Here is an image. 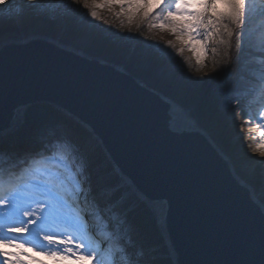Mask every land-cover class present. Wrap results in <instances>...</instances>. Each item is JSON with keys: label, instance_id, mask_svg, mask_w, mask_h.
I'll return each instance as SVG.
<instances>
[{"label": "water", "instance_id": "obj_1", "mask_svg": "<svg viewBox=\"0 0 264 264\" xmlns=\"http://www.w3.org/2000/svg\"><path fill=\"white\" fill-rule=\"evenodd\" d=\"M38 104L81 122L142 201L165 202L172 264H255L264 213L203 132L171 127L161 92L43 36L3 42L0 126L8 130L19 112L29 123L26 113Z\"/></svg>", "mask_w": 264, "mask_h": 264}, {"label": "rangeland", "instance_id": "obj_2", "mask_svg": "<svg viewBox=\"0 0 264 264\" xmlns=\"http://www.w3.org/2000/svg\"><path fill=\"white\" fill-rule=\"evenodd\" d=\"M111 1L112 2H110V4L106 7L95 9L91 7L89 9H83L81 3L74 6L75 8L80 9V11H74L68 18H60L53 21L48 18V15L54 13L55 10L61 6L67 5L69 0H34L35 4L39 5V8H29L27 0H11L8 3L6 0H3L2 3L6 4L1 6L2 3H0V37L5 38L0 40V44L9 40L23 41L24 39L32 37L45 36L50 37L62 44L71 45L73 49L83 54L110 62L106 60L104 56H102L98 51V47L105 49L107 46H104L101 41L98 45H94V33H96L97 36L101 35L103 39L108 38V36L110 38L112 36L122 38L124 41V46L119 50H112L113 54L118 58H123L121 63H114L115 65L121 67L123 70L136 76L143 83L150 86L144 77L147 76L148 79H151V77L148 76L147 71H149L150 65L153 62L151 55L156 52V58L165 61V65L157 71V75L163 79V81L170 82L171 85H173V87L177 88L178 90H180L181 87L188 82L192 85H195L196 87H202L203 95L211 93L217 83L219 84L223 82L226 75H228L227 73L230 67V59H232L235 55L237 56V53L241 48L250 49L254 52H264V29H260L255 33L254 36H250L249 32L245 28L244 30L246 32V39L243 46H241L240 34L243 25H232L227 20H225L224 23L227 25L228 30L233 32L231 37H229L224 28L221 27L218 34H214L209 39H204V30L201 29V39L192 40L189 42L188 37L185 36L179 39L177 42L171 41L175 44V47L173 48L169 46V41H166L161 36L163 31H166V29L161 30L159 28L149 27L150 24L157 23L159 18L163 17L164 13L161 16L157 15L153 18L152 16H149L148 19L143 21V23H145L144 29L140 32H138L137 29V27L141 25L140 17L143 16L145 11L152 13L153 15L158 11V9H160L156 7L160 0ZM87 2L89 5L102 4L99 2L90 3V0H87ZM121 2L131 3L133 4V7L122 12L121 8L119 7ZM200 2L201 0H195L194 3H191V8L189 10H202L198 7ZM251 8L252 1L248 2V9ZM137 9H139V11H137ZM92 10L97 12V19L92 20L89 15L88 20L91 21V24L83 23L84 13H90ZM129 12L136 13L131 24L128 21ZM71 18L72 23L69 25L68 20ZM174 19L185 24L191 20V18L187 16H175ZM6 36L13 37L6 38ZM137 41L140 42L139 46L141 47V50H138V52L134 51V57L128 59V55L126 54L127 48L129 45L132 47V45H134ZM154 45H158L159 48H154ZM180 49H183V51L180 52ZM151 50L152 52L149 54ZM89 51H93V53H89ZM172 58H174V60ZM263 68L264 60L261 57L255 56L245 60L241 68V75L257 82L258 89H256L250 97L247 96V98H245L244 92H236L234 93V97L238 96V98H233L230 96V94H227L222 101L221 109L223 111L227 110L231 118L229 134L233 135L231 130L234 126V117L237 115H243L247 104L249 105L253 103V106L249 108L250 111L248 114L251 119H248V117L246 118L247 125L245 127L249 130L250 128H255L257 124L264 125V118H261V113L264 110V94L257 95L259 90V79L264 75L262 72ZM172 89L173 88H171V90ZM187 110L189 111L190 118L195 119L191 109ZM64 117L67 118L66 122L61 124V127L58 129L55 128L53 131H48L37 125L32 126L31 129L33 130V133H36V135H33L32 141L30 143L33 142L32 144H34V141L36 140L34 137L37 136V132L42 131L47 135H56L58 132H64L65 129L71 132L73 137L77 140L87 141L91 145L88 153V165L89 163H94L96 159H98V165H93L91 169H103L107 175L112 177L109 183L102 188L106 195H109L114 190V188L108 187L111 185H119L120 183H123L122 181L124 179L115 176L114 166L108 163L107 155L103 149L98 147L89 130L88 133L84 135L74 132L70 127H67V123L74 124L77 122V120L70 117L68 114H65ZM22 122H24V120ZM22 122H17L19 126H16L18 127L16 133L24 132L26 129L30 128L27 122ZM79 124H81V122ZM216 124L217 123L210 124V126H208L207 129L204 128V130L217 142V136L219 133H222L223 130H221V124ZM249 132H251V135L248 136L249 140L251 141V146L258 149L259 151L264 150V141L260 139L261 133L255 131ZM232 135L229 136H231L230 140L233 148H235L236 142L234 140V135ZM9 136H4L2 139H0V142H3L4 139ZM22 143L25 145L27 144L26 141ZM14 145V143L9 144L8 148L12 146L14 147ZM57 154H59V151H57ZM233 160L236 170L244 179L247 181L254 179L255 171L252 161H248L244 158H233ZM259 167H264L262 162H259ZM262 172L263 171L260 173L261 176ZM121 192L120 198L114 203L116 204L117 209L119 208V211L124 214L125 211L132 209L134 206V201H136L137 197L139 198V196L127 186L126 189H122ZM21 195L27 194L21 190ZM147 206L149 209L147 213L149 220L155 222L156 231L162 235V232L157 224V216L155 212L152 210L149 204H147ZM41 207H43V205H41ZM52 214L56 215V212H53ZM32 227L35 228L36 226L33 225ZM46 231H53L60 234L64 231H70V229H65L63 225L58 224L46 229ZM9 235H18L20 237L26 238V240L20 239V242L24 245L23 248L17 249L13 247L10 253L21 252L23 254L26 252V256L21 255V259L27 260L29 257L32 258L30 264H37V262H42V264H68L67 261L54 259L47 253H37L34 250V247L33 249L31 248V245H33L34 242V237L27 232ZM54 239L58 238L54 237ZM133 239L136 241L137 245H139V251H142L143 253L151 251V254L148 256L144 254L148 258L149 264H165L163 260L164 258H168L169 262L171 263L172 260L169 257V253H162L159 245H153L150 248L146 247V245H148V236L142 232L141 229L135 228L133 230ZM44 243H46V241ZM101 248L106 249L107 244L101 245ZM0 251L2 250L0 249ZM160 254L164 257L163 259L160 257ZM117 260L120 261V264H123L121 259H118L117 255L113 256L111 263L105 258V264H116ZM85 264H94V262L86 261Z\"/></svg>", "mask_w": 264, "mask_h": 264}, {"label": "snow or ice", "instance_id": "obj_3", "mask_svg": "<svg viewBox=\"0 0 264 264\" xmlns=\"http://www.w3.org/2000/svg\"><path fill=\"white\" fill-rule=\"evenodd\" d=\"M2 2L3 0H0V3ZM27 3L29 8H39L34 0H27ZM81 3L83 9L104 7L103 4L89 5L87 0H69L67 5L56 9L48 18L53 21L68 18L74 11H80L74 6ZM119 7L123 12L131 9L133 4L121 2ZM156 7L160 8L164 15L149 27L166 29L177 39L185 36L189 42L201 39V29L205 34L203 38L209 39L218 34L221 27L231 37L233 32L228 30L224 23L227 20L232 25H243L240 34L241 46L245 43L248 0H201L198 4L202 9L200 11H190L191 3L188 0H160ZM89 15L92 20L97 19V12L92 10L90 13H84L83 23L91 24ZM135 15V12L128 13L130 24ZM150 15L151 13L145 11L140 17V23ZM175 16H187L191 20L185 24L176 21ZM168 43L169 46L175 47L173 42ZM153 47L159 48L158 45ZM179 51L182 52L183 49ZM261 118H264V113ZM17 122L14 121L8 130ZM8 130L0 126V139ZM249 131L261 133L260 139L264 141V125L257 124ZM88 153L87 141L77 140L69 131L62 132L52 140H43L39 147H0V212L4 213L0 216V245L17 249L24 247L16 241L26 238L2 234L3 228L6 227L8 233L27 232L33 235L34 248H39L42 253H47L54 259L67 261L68 264H85L86 261L105 264V258L115 255L126 257L127 264H149L148 258L139 251V245L133 239V226L127 216L117 209L115 203L102 202L97 198L88 173ZM259 154L264 157V150ZM23 169L26 171L23 176H19ZM21 190L27 195H21ZM85 207L94 211H85ZM34 212L38 214L28 219ZM53 212H56V215H53ZM96 217H99L104 225L103 229L96 230L103 236L99 243L92 238L96 231L93 230L91 222ZM58 224L70 231H64L59 234L61 238L54 239L57 233L46 229ZM33 225L36 227L33 228ZM40 233H43L42 237ZM41 239L46 243H41ZM103 244H107L106 249L101 248ZM21 255L26 256V252L22 254L0 251V264H30L32 258L22 260ZM116 264H120V261L117 260ZM255 264H264V248L261 249Z\"/></svg>", "mask_w": 264, "mask_h": 264}, {"label": "trees", "instance_id": "obj_4", "mask_svg": "<svg viewBox=\"0 0 264 264\" xmlns=\"http://www.w3.org/2000/svg\"><path fill=\"white\" fill-rule=\"evenodd\" d=\"M194 1L195 0H188L189 3H194ZM162 14L163 12L158 9L155 14L152 15L151 13L150 16L153 18L157 15L161 16ZM71 23L72 18L68 20V24L70 25ZM140 24L141 25L137 27L138 32L142 31L145 27V23ZM13 36H6V38ZM4 38L5 37H0V40ZM100 41L104 44V46L107 47L105 49L98 47L99 53L104 56L106 60L112 63H121L123 58H118L113 54L112 50H119L122 48L124 46L123 39L113 36L111 38L108 36V38L103 39L101 35L97 36V34L94 33V45H98ZM139 43L140 42L137 41L134 45H132V47L131 45L128 46L126 52L128 59L134 57V51L138 52V50H141ZM151 52L152 50L149 52V54ZM89 53H93V51H89ZM155 53L151 55L153 62L150 65L149 71H147L148 76H150L151 79H148L147 76L144 77L148 81L149 85L173 99L183 107L191 109L196 121L203 129H207L208 126L213 123L221 124V130L223 131L217 136V143L224 150L228 148L231 144V136H229L231 118L227 110L223 111L221 109V103L227 94H230V96L233 98H238V96L234 97V93L244 92L246 94H250L254 89H256L258 83L248 77H243L241 75V68L244 64V61L249 58L257 56L263 58L264 60V52H254L250 49L241 48L238 51L237 56L235 55L232 59H230V67L227 73L228 75H226L223 82L219 84L217 83L214 90L207 95H203L202 87H196L195 85H192L188 82L184 84L180 90H178L177 88L173 87L170 82L163 81V79L157 75V71L165 65V61L156 58ZM171 88L173 89L171 90ZM64 116V113L56 112L52 107L43 106L40 104L34 105L30 107L26 113L30 127L28 128V131L30 132L27 131L25 135H22L23 133L20 132L6 137L3 142H0V147L7 149L10 143L17 144L25 141L30 143L32 141L33 135L36 134H31L33 131L31 129L32 126L37 125L48 131H53L55 128L57 129L61 127V124L66 122L67 118ZM67 125L75 132L82 135L88 133V130L77 122L74 124L67 123ZM148 211L149 209L146 203L137 197L136 201H134V206L132 209L125 211L124 214L127 216L128 221L133 226V230L135 228H139L148 236V245H159L162 253L165 254L167 253V248L164 239L162 235L156 231L155 222L149 220L147 214ZM163 260L165 264H172L169 262L168 258H164Z\"/></svg>", "mask_w": 264, "mask_h": 264}, {"label": "bare ground", "instance_id": "obj_5", "mask_svg": "<svg viewBox=\"0 0 264 264\" xmlns=\"http://www.w3.org/2000/svg\"><path fill=\"white\" fill-rule=\"evenodd\" d=\"M10 1L11 0H6L7 3ZM250 1H252V8L248 9V11H247L246 30L249 32L250 36H254L258 30L264 29V0H248V2H250ZM94 2L102 3L104 5V7H106L112 1L111 0H90V3H94ZM118 2H120V1H118ZM5 4L6 3H2L1 6H4ZM161 36L166 41H176V42L179 41V39H177L176 36L172 35L168 30L163 31ZM43 37H45V36H43ZM46 38H48L52 42H55L56 44L66 48V49H70V50H74L76 52H79V51L73 49V47H71V45L62 44V43H60V42H58V41H56L50 37H46ZM24 40H27V39H24ZM262 72L264 73V68L262 69ZM259 94H264V75L261 76L259 79V90L257 92V95H259ZM164 97H166V99L170 105V116H171L170 125H171V127L173 129L178 130V131H181V130H200L201 132H203L206 135L207 139L218 150V152L221 154V156L227 161V163L230 167V170H231L232 174L236 177V179L243 186L248 188L252 199L258 204V206L260 207V209L264 213V200H263V198H264V167L263 168L259 167V162H262L264 165V157L260 156V154H259L260 151L258 149L253 148L251 146V143H250L251 141L249 140V137H248L251 135V132H249V130L245 127L247 125L246 117H247V115H249L248 114V112L250 111L249 108H251L253 106L252 105L253 103L249 104L247 110H245L243 115H237L234 117V126H233V129L231 130V133H233V135H234V140L236 142V144H235L236 146H235V148H233V145L231 143L230 146L224 150L221 146H219V144L216 142V140H214L210 135H208V133L198 124V122L195 119L190 118L189 111L187 109L182 107L179 103H177L173 99L169 98L168 96L164 95ZM22 117H23V112H19V114L15 117L14 121L19 122L22 119ZM67 127H69V126H67ZM27 131H28V129H26V132H22L23 134L22 133L21 134L25 135V133H27ZM64 131H67V129H65ZM28 132H30V131H28ZM31 134H34L33 131ZM60 134H61V132H58V134H56V135H49V134L47 135V134H44L42 131H40V132H37V136L34 137L36 139L34 141V144H32L33 142L29 143V144L27 143L26 145L24 143H17L14 145V148L22 149L23 147L29 146V145H34L36 147H39L40 143L43 140H52V139H54L55 136L60 135ZM230 135H232V134H230ZM92 136H93V139L95 140V142L97 143L98 147L103 149L101 144L99 143V141L95 138V136L93 134H92ZM10 144H13V143H10ZM88 145L91 146L89 143H88ZM57 150L59 151L58 146H57ZM103 151H104V149H103ZM233 158H244L248 161L249 160L252 161L253 168L255 171L254 179H252L251 181H247L246 179H244L236 170ZM107 161L109 164L113 165V163L108 158V156H107ZM93 165H98V159H96V161L94 163H89V165H88V173L90 174V179H91V182L93 184L94 190L96 192L97 198L100 199L102 202L108 203V201H109L108 195H106V193L103 191L102 188L106 184L109 183V181L112 177L110 175H107L103 169H97V170L91 169V167ZM23 170H26V169H23ZM261 171H263L262 176L260 175ZM114 173H115V176L124 179L122 181L123 183L128 182V180L123 175L120 174V172L118 171V169L115 168V166H114ZM129 187L132 189V191L135 194L136 193L139 194L135 190L133 185H131ZM144 202L146 203V205L149 204V206L155 212V214L157 216L158 227L160 228L161 232L164 235V238L166 239L167 243L169 244L166 233H165V228H164L165 202L160 201V200L157 201V200H148V199H145ZM85 208L87 210H89V212L94 211L93 209H89L87 207H85ZM37 214L38 213L34 212L33 216L29 217L28 219L34 218ZM3 215H4V213L0 212V216H3ZM95 228L100 229V226H95ZM55 233H57V232H55ZM2 234L5 236H8L9 234H15V233H8L7 228L4 227ZM40 236L42 237L43 233H40ZM55 238H61L59 236V233H57ZM99 239L100 240L103 239V236L100 235ZM16 242L21 243L20 240H17ZM44 242L45 241L43 239H41V243H44ZM146 247L150 248L148 245H146ZM12 248L13 247H4V246L0 245V249L2 251H9V253H10ZM31 248L33 249V245H31ZM34 250L37 253L42 254V252L39 250V248H35ZM144 254H146L148 256L151 254V251H147ZM169 255L172 257V259L174 258V254L171 251V249H170ZM117 256H118V259H121V262L123 264H127L126 257H122L119 255H117Z\"/></svg>", "mask_w": 264, "mask_h": 264}]
</instances>
